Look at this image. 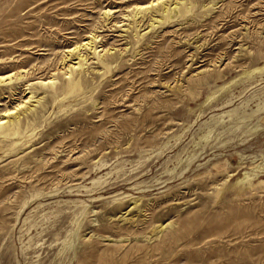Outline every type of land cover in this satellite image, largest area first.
Returning a JSON list of instances; mask_svg holds the SVG:
<instances>
[{"label": "rangeland", "instance_id": "1", "mask_svg": "<svg viewBox=\"0 0 264 264\" xmlns=\"http://www.w3.org/2000/svg\"><path fill=\"white\" fill-rule=\"evenodd\" d=\"M150 1L0 0V114L36 95L0 141V264H264V0L153 27ZM92 33L109 70L83 50L80 95L36 84Z\"/></svg>", "mask_w": 264, "mask_h": 264}, {"label": "bare ground", "instance_id": "2", "mask_svg": "<svg viewBox=\"0 0 264 264\" xmlns=\"http://www.w3.org/2000/svg\"><path fill=\"white\" fill-rule=\"evenodd\" d=\"M191 8V3H187L186 1L179 0L171 2V0H153L144 5H136L131 17L136 19L139 14L144 11L154 9L157 13H159L160 18L152 19L150 27H153L156 22L165 23L172 19L185 16ZM110 12V9L105 10V14L107 16ZM98 39L99 38L92 33L87 36L84 41L69 48L65 52L62 60L65 68V72L63 74L67 76L63 81H60L58 77L53 74L48 79L38 80L36 84H38L41 88L46 89L47 93L51 94V96L55 99L59 97L61 98V96H63L61 99H64L72 94L80 95L84 88V79L80 74L83 73L85 68L84 66L87 62V55L82 53L83 50H86L88 54H92L97 59L99 65H101L104 69L109 70L115 61V52L109 53V50L107 49H100V46L97 45ZM102 51H104V53L101 54ZM73 56H76L75 62L71 61L72 63L68 64V58H72ZM263 71L264 61L262 63H258L253 68L246 70L245 73L249 75L257 72L261 73ZM21 72H25V70H22ZM16 76L18 75L15 73L0 75V85H11ZM28 93L29 96L26 99L15 105L13 108L7 109L0 114V141L9 140V145L12 147L17 145L19 141L17 138L22 137L30 131L29 125L24 127L21 120L22 111H25L26 109H33L29 106V103L34 101L36 95L32 91H28ZM37 103H40V99L37 100ZM245 180H250L247 174L240 178L238 182L241 181L244 183Z\"/></svg>", "mask_w": 264, "mask_h": 264}]
</instances>
